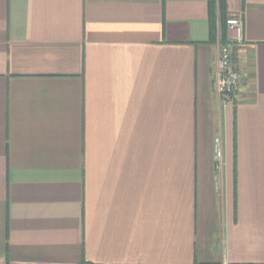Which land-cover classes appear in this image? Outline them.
Returning <instances> with one entry per match:
<instances>
[{
	"label": "crops",
	"instance_id": "obj_1",
	"mask_svg": "<svg viewBox=\"0 0 264 264\" xmlns=\"http://www.w3.org/2000/svg\"><path fill=\"white\" fill-rule=\"evenodd\" d=\"M225 12L227 107L209 0H0V264H264V0Z\"/></svg>",
	"mask_w": 264,
	"mask_h": 264
},
{
	"label": "built area",
	"instance_id": "obj_2",
	"mask_svg": "<svg viewBox=\"0 0 264 264\" xmlns=\"http://www.w3.org/2000/svg\"><path fill=\"white\" fill-rule=\"evenodd\" d=\"M217 31L220 32L219 23ZM244 26L238 15L228 16L225 20L223 39L218 43V56L212 87L219 96L222 106H236L241 99L242 74L240 71L237 51L243 44ZM214 169L222 172L224 168V153L220 137L213 142Z\"/></svg>",
	"mask_w": 264,
	"mask_h": 264
},
{
	"label": "trees",
	"instance_id": "obj_3",
	"mask_svg": "<svg viewBox=\"0 0 264 264\" xmlns=\"http://www.w3.org/2000/svg\"><path fill=\"white\" fill-rule=\"evenodd\" d=\"M209 14H210V34L214 38L216 34V22H219L220 34L224 37L225 20L227 18L225 12V0H209Z\"/></svg>",
	"mask_w": 264,
	"mask_h": 264
}]
</instances>
